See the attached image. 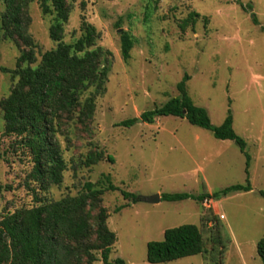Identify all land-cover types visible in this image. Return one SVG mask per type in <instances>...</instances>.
<instances>
[{"label": "rangeland", "instance_id": "374dc122", "mask_svg": "<svg viewBox=\"0 0 264 264\" xmlns=\"http://www.w3.org/2000/svg\"><path fill=\"white\" fill-rule=\"evenodd\" d=\"M69 17L62 41L71 43L83 32L82 23L98 32L95 45L108 50L105 92L96 98L91 120L79 122L64 114L56 139L66 162L60 184L43 190L29 178L32 156L15 135L5 134L0 108V218L77 195L85 182L105 188V176L118 189L104 191L100 206L116 235L109 259L128 264H263L257 242L264 237V0H66ZM5 8L0 0V14ZM29 32L36 43L35 66L41 55L57 47L49 36L53 14L44 15L39 0H30ZM198 13L193 26L179 24ZM121 29V30H120ZM134 38L130 57L121 55V33ZM26 49L0 33V66L16 67ZM193 102L207 110L219 126L230 113L233 128L246 142L251 157L252 190L233 192L217 200H160L141 196L163 193H213L246 181L245 155L229 139H218L182 117L162 116L154 123L139 121L142 112L179 95L184 75ZM17 78L0 71V100ZM135 119L131 126L117 123ZM103 159L87 166L89 152ZM114 158V163L106 159ZM136 195L125 199L121 191ZM124 206L119 212L115 208ZM97 209L92 211L96 214ZM219 214L224 215L223 219ZM195 224L205 251L172 261H147V244L162 241L168 228ZM103 264L100 251H93Z\"/></svg>", "mask_w": 264, "mask_h": 264}, {"label": "trees", "instance_id": "16d2710c", "mask_svg": "<svg viewBox=\"0 0 264 264\" xmlns=\"http://www.w3.org/2000/svg\"><path fill=\"white\" fill-rule=\"evenodd\" d=\"M30 0H3L5 8L0 14V33L4 38L14 39L26 49L16 60V67L0 66L1 72L10 73L17 81L9 95L0 100L5 134L20 138L32 156L31 181L41 189L50 184H60L66 162L56 139L60 120L64 114H75L79 122L91 120L96 98L105 92L110 52L93 47L98 37L95 27L82 23V34L71 43L62 41L63 26L69 17L66 0H39L41 12L53 14L49 36L58 41L57 47L45 51L36 62L32 35L29 32L31 17L28 12ZM198 13L190 12L180 22L181 29L193 26ZM121 37V55L130 57L134 38L127 31ZM189 75L177 83L179 95L170 98L160 107L142 112L143 122L154 123L162 116L185 118L192 125L210 130L218 139L233 140L245 155L244 184L227 186L219 191L190 193H163L161 200L180 201L193 198L198 202L217 200L233 192L252 190L249 180L251 157L246 142L233 128L231 114L219 126L211 123L207 110L197 106L187 92ZM135 119L123 120L116 125L131 126ZM101 151L89 152L84 160L87 166L103 159ZM106 159L114 163V158ZM107 186L96 188L85 182L83 190L74 196L66 195L59 200L45 202L30 208L7 212L0 218V264H93L98 258L93 251H100L103 264H128L121 258L109 259L116 235L107 226L108 214L100 206L104 191L118 188L105 176ZM1 188V187H0ZM125 199L136 200V195L121 191ZM264 197V192L260 191ZM124 206L115 208L119 212ZM97 209L96 214L92 211ZM205 251L201 230L195 224H183L168 228L162 241L147 244V261L161 263L201 254ZM257 253L264 264V237L257 242Z\"/></svg>", "mask_w": 264, "mask_h": 264}, {"label": "water", "instance_id": "95a60500", "mask_svg": "<svg viewBox=\"0 0 264 264\" xmlns=\"http://www.w3.org/2000/svg\"><path fill=\"white\" fill-rule=\"evenodd\" d=\"M139 121H141V119H139ZM140 200L148 202V203H158L161 200V195L160 194H154V195H150V196H141Z\"/></svg>", "mask_w": 264, "mask_h": 264}, {"label": "built area", "instance_id": "2783aa9c", "mask_svg": "<svg viewBox=\"0 0 264 264\" xmlns=\"http://www.w3.org/2000/svg\"><path fill=\"white\" fill-rule=\"evenodd\" d=\"M219 218H220V219H223V218H224V215L219 214Z\"/></svg>", "mask_w": 264, "mask_h": 264}]
</instances>
